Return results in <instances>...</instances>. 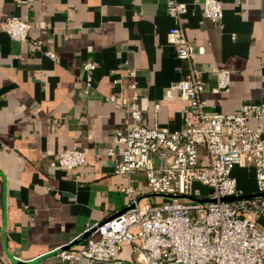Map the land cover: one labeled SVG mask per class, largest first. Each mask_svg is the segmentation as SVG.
<instances>
[{
    "label": "crops",
    "instance_id": "1",
    "mask_svg": "<svg viewBox=\"0 0 264 264\" xmlns=\"http://www.w3.org/2000/svg\"><path fill=\"white\" fill-rule=\"evenodd\" d=\"M173 1L187 7V39L205 48L194 60L203 67L206 110L232 114L244 104H264V0H219L220 22L203 16V0H0V23L20 17L31 24L28 40L41 41L30 50L0 31V264H61L51 250L125 209L128 194L120 188L128 184L152 203L162 199L147 192L142 172H114L108 152L122 148L116 134L130 118L105 98L134 81L145 125L184 127L187 101L169 89L185 73L167 41L177 24L168 11ZM86 61L94 65L89 94ZM221 68L231 70L230 86L215 93ZM247 122L264 126V117ZM69 148L85 152L87 164L51 168ZM232 175L245 194L256 192L252 167L235 166ZM93 264H144V258L124 246L115 259Z\"/></svg>",
    "mask_w": 264,
    "mask_h": 264
},
{
    "label": "built area",
    "instance_id": "2",
    "mask_svg": "<svg viewBox=\"0 0 264 264\" xmlns=\"http://www.w3.org/2000/svg\"><path fill=\"white\" fill-rule=\"evenodd\" d=\"M201 8L205 18L221 21L219 0H203ZM186 10L183 3L170 4L169 14L177 24L167 33L176 56L185 62L184 76L169 86L187 101L184 127L170 130L157 124L145 125L136 106L134 81L127 82L118 95L105 98L130 118L125 130L116 134L122 148L108 152L115 157L114 172L129 175L140 171L150 195L180 197L152 203L136 194L131 185L121 187L128 194L125 209L87 226L82 234L92 228L94 231L79 244L66 248L71 240L53 248L61 264L79 259L86 264L111 261L124 246H132L143 256L144 264H264V226L258 224V218L264 216V126L258 123L251 127L247 122L250 117H264V104H244L232 114L206 110L203 67L194 60V56L204 54L205 48L187 39L183 30ZM30 30L31 24L17 16L5 17L0 23V31L36 50L41 41H29ZM45 53L50 58L55 56L52 51ZM82 67L83 92L89 94L94 65L86 61ZM134 76V71L128 73V77ZM230 80V69L217 70L212 91H228ZM200 149L205 151L206 160ZM86 164L85 152L77 148L64 149L49 162L51 168L63 169ZM235 166L254 169V194L242 197L245 193L232 175ZM195 182L208 188L206 196L193 193ZM229 197L236 198L226 200Z\"/></svg>",
    "mask_w": 264,
    "mask_h": 264
},
{
    "label": "water",
    "instance_id": "3",
    "mask_svg": "<svg viewBox=\"0 0 264 264\" xmlns=\"http://www.w3.org/2000/svg\"><path fill=\"white\" fill-rule=\"evenodd\" d=\"M151 195L152 196L161 197L164 200L165 199H175V198H179L180 197V196L174 197L172 195H163V194H151ZM250 195L251 194H244L242 197H248ZM234 198H236V197H229V198H226V200H230V199H234ZM191 199H193L194 201H199V202H210L211 201L210 199H197V198H191ZM93 231H94V228L84 232L83 234H80L75 240H73L68 246H66V248H70V247H73L74 245L79 244L84 239H86ZM53 253H55V252H53Z\"/></svg>",
    "mask_w": 264,
    "mask_h": 264
},
{
    "label": "rangeland",
    "instance_id": "4",
    "mask_svg": "<svg viewBox=\"0 0 264 264\" xmlns=\"http://www.w3.org/2000/svg\"><path fill=\"white\" fill-rule=\"evenodd\" d=\"M208 188L206 187V186H204V185H201V184H199V183H197V182H195L194 184H193V193H195L196 195L197 194H201V195H203V196H206L207 195V193H208ZM160 201H164L163 199H161ZM159 201V202H160ZM158 202V203H159ZM258 224L260 225V226H264V216H261V217H259L258 218Z\"/></svg>",
    "mask_w": 264,
    "mask_h": 264
}]
</instances>
